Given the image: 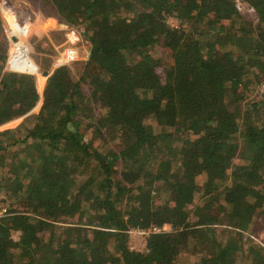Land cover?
Listing matches in <instances>:
<instances>
[{
    "label": "trees",
    "instance_id": "16d2710c",
    "mask_svg": "<svg viewBox=\"0 0 264 264\" xmlns=\"http://www.w3.org/2000/svg\"><path fill=\"white\" fill-rule=\"evenodd\" d=\"M244 1L264 23V0ZM49 6L74 27L76 13L86 16L90 51L74 62L77 78L39 59L51 68L41 96L34 75L5 69L0 15V125L23 116L0 131V264H264V242H242L264 218V30L235 0ZM22 36V57L9 64L35 72ZM163 47L171 52H156ZM93 122L119 140L111 154L92 145L99 131L84 136ZM128 162L140 179L121 167ZM201 190L212 203L225 193L227 204L242 197L250 207L224 216L208 213V201L190 207ZM20 200L33 215L15 210ZM167 223L145 251L130 249L124 229Z\"/></svg>",
    "mask_w": 264,
    "mask_h": 264
},
{
    "label": "rangeland",
    "instance_id": "374dc122",
    "mask_svg": "<svg viewBox=\"0 0 264 264\" xmlns=\"http://www.w3.org/2000/svg\"><path fill=\"white\" fill-rule=\"evenodd\" d=\"M10 3V12L13 13H9L5 7H2V0H0V15H1V19H2V25L5 29L6 34L8 35V37L11 36V30H10V26L9 24H11V20H13V17L11 16L14 15V17L16 16V18L20 21L23 22V24H25L26 26V37L22 36V39L25 41V43L28 45V53L26 54V56L28 57V59H30L31 61H33L36 66H37V71L36 72H29V71H21V70H14L12 69V67L10 66V62L12 60L13 57H15L16 55H19L20 52L18 50V47H16L17 49H15L16 51H18V54L14 55L12 49H11V38H9V44H8V57H7V61L5 64V69L8 70H12V71H18L20 73H28L29 75H34L36 77V82H37V89L39 90L41 96L43 94L44 88H45V83L47 80V77L49 76V74L51 73V68L48 67H42L40 60H44L48 62V58L50 57L53 60L52 63V69L60 66L62 64H67L69 69L72 70V72L74 73V76L77 78L79 75V72H76L78 70V65L76 63H74L77 60L80 59H86L88 58L89 55V49H90V40L89 38H87L86 36H82L81 40H77V41H71L68 37V31L70 28L74 27L71 26L67 23H64L63 21H61L59 19V17L57 15H55V13L53 12V8L49 6V0H8ZM245 3L247 4H251L248 1H245ZM240 11L241 14H245V15H249L251 18H248L251 20V24L253 27H255V29L257 31H261L264 30V23L262 21V19L260 21H257L256 18H253V14L250 13L249 11H242L240 9H238ZM78 14V19H79V26H75L76 28H78L81 32L85 30V25H84V20H86V16L84 14L81 13H76ZM251 14V15H250ZM169 21L172 25H177L179 18L176 16H170L169 17ZM24 34V35H25ZM84 35V34H83ZM20 36V37H21ZM42 40V41H41ZM35 41H41V45L36 49L34 47V42ZM17 44V43H16ZM13 46V44H12ZM67 48H75L77 50V57L73 60H71L70 62H65V63H61L59 58L62 55V53L65 52V50ZM160 53V55H164V52L169 51L171 52V50H169V48H160L156 50V52ZM12 55H14L13 57H11ZM38 55V56H37ZM11 57V58H10ZM10 59V60H9ZM40 59V60H39ZM48 70L49 74L45 75L43 73L44 70ZM40 76L44 77V83L43 86L41 87L40 85ZM261 89L264 90V83L261 85ZM255 94V93H254ZM253 94V95H254ZM41 104H42V100H40L36 106L31 110V111H39V109L41 108ZM23 116L14 118L8 122H5L3 124L0 125V131L7 129V128H13L15 126H17L20 121L22 120ZM14 120V121H13ZM96 131H99V135L95 138L94 143L92 144L95 148L100 149L101 153H103L104 155H109L111 154L115 148H116V144L118 143L119 140H115L112 139L109 135H107V133L104 134H100L101 130H99V124L98 123H92L91 125H89L87 127V131H85L84 136L86 137L87 140L91 139V137L95 134ZM0 152L3 153V149H0ZM139 154V153H138ZM15 156H18L17 154H14V159ZM19 158V157H17ZM137 162H128L127 165L125 166L126 163H123L121 165V167L125 168V170L131 172L133 174V177L139 176V179L141 177V175L143 176V169H140L139 167V163ZM136 164V165H134ZM134 165V167H133ZM133 171V172H132ZM129 175V174H127ZM131 176V175H129ZM227 180H230V174L228 175ZM201 183L203 182L200 179ZM203 190H201L197 195H196V200L193 203H190L189 206L193 207L194 205H196L197 203H203L205 201H208L210 203V207H208L207 212L208 213H214L216 215H220L222 216L223 213H232V212H243L245 213L247 211V206L249 204H247V201L242 200V197H239V205L237 204H233V205H229L224 201V197H225V193L221 194V199L212 203L210 202V200L207 198V196H203ZM4 194L0 195V213H2V209H1V205H3L4 202ZM237 202V203H238ZM28 203L26 201H17V203L13 204V207L15 208L16 211L19 212H29V214L33 215V212L30 211L28 209ZM250 207V205L248 206ZM224 216V215H223ZM261 217H264V215H262ZM222 218V217H221ZM77 220V219H76ZM228 220H223L222 224L224 226H234L231 223L227 222ZM58 222V221H56ZM227 222V223H226ZM261 222L263 223V226L258 228L256 234H253L251 231L247 230L246 231V235L248 236H243L242 237V242L246 241L245 244L247 245H251V246H255L254 243H261L264 242V218L263 220L261 219ZM62 223V222H61ZM70 225L73 224V222H69ZM88 225V224H87ZM165 227L164 229L166 230H172V224L167 223L164 224ZM218 225V224H217ZM89 227H92V225H88ZM128 234V243H129V247L130 249H134V250H138V251H145L147 249V242L149 237L148 236H142L137 234L136 230H133L132 228H130V230H126L124 229ZM250 234V236H249ZM251 236L255 237L253 238V240H251ZM14 237L18 238L19 237V231L14 232ZM246 255L248 253L247 249L245 251ZM258 257V256H257ZM257 257L253 258L254 260H257ZM236 264H249V260L248 259H244V260H237Z\"/></svg>",
    "mask_w": 264,
    "mask_h": 264
},
{
    "label": "built area",
    "instance_id": "2783aa9c",
    "mask_svg": "<svg viewBox=\"0 0 264 264\" xmlns=\"http://www.w3.org/2000/svg\"><path fill=\"white\" fill-rule=\"evenodd\" d=\"M236 1V5L238 7V9L242 10V11H249L250 13H252L253 18H256L257 21L261 20V17H259V15L256 12V8L252 5V4H247L245 3L244 0H235ZM8 0H2V7L6 8L7 10H9V13H13L10 12V3H8ZM251 15V14H250ZM11 16L13 17V20L10 19L11 24H9L10 26V30H11V36L9 38H11V49L14 53V55L18 54V51H16L15 49H17V41L19 39H21V35H23V33H26V26L25 24H23L22 21L18 20L16 18V16L14 17V15L11 14ZM68 37L71 41H79L81 40L82 36H81V31L76 28V27H72L69 29L68 31ZM12 36H16L17 39H13ZM24 41V40H23ZM25 43V41H24ZM13 44V46H12ZM25 46L27 48V53H28V45L25 43ZM20 52V51H19ZM77 50L75 48H67L65 50L64 53H62V55L60 56L59 60L61 63H65V62H70L71 60L75 59L77 56ZM14 55H12L11 57H13ZM20 57H22V54H19ZM10 57V58H11ZM10 60V59H9ZM10 62V61H9ZM133 230L137 231V234L142 235V236H151V234H154L156 232H160L162 230H164V227L160 226V225H149L146 227H134L132 228ZM130 230V229H128Z\"/></svg>",
    "mask_w": 264,
    "mask_h": 264
},
{
    "label": "water",
    "instance_id": "95a60500",
    "mask_svg": "<svg viewBox=\"0 0 264 264\" xmlns=\"http://www.w3.org/2000/svg\"><path fill=\"white\" fill-rule=\"evenodd\" d=\"M12 37H13V39H17L16 36H12ZM43 73H44L45 75H48V74H49V71L45 69V70L43 71Z\"/></svg>",
    "mask_w": 264,
    "mask_h": 264
},
{
    "label": "crops",
    "instance_id": "0c3cea01",
    "mask_svg": "<svg viewBox=\"0 0 264 264\" xmlns=\"http://www.w3.org/2000/svg\"><path fill=\"white\" fill-rule=\"evenodd\" d=\"M17 47H18V46H17ZM32 62H33V61H32ZM33 63H34V62H33ZM34 64H35V63H34ZM35 66H36V64H35ZM14 70H15V69H14ZM37 70H38V69H37V66H36V71H35L36 73H38V71H37Z\"/></svg>",
    "mask_w": 264,
    "mask_h": 264
}]
</instances>
